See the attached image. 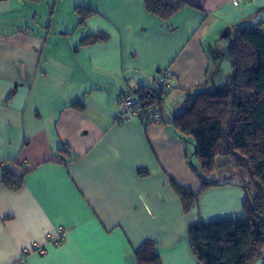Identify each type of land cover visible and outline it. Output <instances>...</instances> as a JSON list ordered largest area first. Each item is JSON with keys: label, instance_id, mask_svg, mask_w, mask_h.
I'll list each match as a JSON object with an SVG mask.
<instances>
[{"label": "crops", "instance_id": "1", "mask_svg": "<svg viewBox=\"0 0 264 264\" xmlns=\"http://www.w3.org/2000/svg\"><path fill=\"white\" fill-rule=\"evenodd\" d=\"M58 1L0 0V164L24 175L17 192L0 184V264H136L147 240L161 264H200L189 227L243 217L245 195L211 188L186 213L171 184H201L169 122L187 95L228 83L237 28L261 23L264 37V0H184L169 21L143 0H75L76 17L55 21ZM97 33L107 40L83 45ZM161 70L163 122L121 118L122 97Z\"/></svg>", "mask_w": 264, "mask_h": 264}, {"label": "trees", "instance_id": "2", "mask_svg": "<svg viewBox=\"0 0 264 264\" xmlns=\"http://www.w3.org/2000/svg\"><path fill=\"white\" fill-rule=\"evenodd\" d=\"M142 2L149 14L163 21H169L177 11L189 5L184 0ZM79 9L81 20L92 14L89 8L76 7ZM261 27V23H257L236 29L228 47L231 65L228 83L217 91L202 90L187 95L185 107L169 122L191 149L189 152L199 169L197 172L196 167H190L201 184L198 192L171 184L186 213L195 208L199 196L211 188L235 185L242 188L245 195L243 217L200 222L189 227V248L200 264H254L258 259L264 260V37ZM106 40L105 34H91L83 39V45ZM134 94L146 104L161 107L166 91L139 87ZM72 106L83 109L80 102ZM218 159L225 161L222 167L232 166V175L241 177L242 185L210 180L217 170ZM188 164L190 166V160ZM224 171L225 176L230 172ZM138 174L146 175L145 171ZM23 180L24 175H14L6 167L2 168L0 184L6 189L19 191ZM154 248V242L145 241L134 252L136 264H161Z\"/></svg>", "mask_w": 264, "mask_h": 264}, {"label": "built area", "instance_id": "3", "mask_svg": "<svg viewBox=\"0 0 264 264\" xmlns=\"http://www.w3.org/2000/svg\"><path fill=\"white\" fill-rule=\"evenodd\" d=\"M243 0H232L234 6ZM170 85V75L166 70H161L155 79V87L160 91H167ZM139 117L152 124H159L161 122V114L157 104H146L138 95L126 94L120 101V117ZM1 168H5V164H0Z\"/></svg>", "mask_w": 264, "mask_h": 264}, {"label": "rangeland", "instance_id": "4", "mask_svg": "<svg viewBox=\"0 0 264 264\" xmlns=\"http://www.w3.org/2000/svg\"><path fill=\"white\" fill-rule=\"evenodd\" d=\"M50 1L51 2L49 4H52L54 2V0H50ZM44 2H47V1H44ZM61 2L62 3L60 5V3L58 1L57 6L55 7V14L52 15V17L54 16L53 18L55 19V21L58 20V19H67V17L65 15H69L70 18L76 17V16H73L74 14H72L73 13V10H72L73 8L69 11V10H67V7L64 5V4H66V5L75 6V0H61ZM45 4H47V3H45ZM52 10L50 8H48V10L45 11L46 15L49 16V12L52 11ZM41 12L44 15V12L42 10H41ZM41 12H40V15H41ZM44 18H48V17H46L44 15ZM254 23H257V22H254ZM249 25H250L249 23H246V24H244L243 27H247V28L248 27H252V26H249ZM214 89H215V87H213V88L210 87V89L208 91H211V90H214ZM174 103H175V105L177 103V102H175L174 97H170V96L169 97H166L165 98V101L163 103V109H164V111L165 112L167 111V108L169 107V105H172V107H175L174 106ZM189 150H190V148H189ZM190 153L191 152H189V155L188 156L191 155ZM190 160H191V164H190L189 167H191V166L196 167V170L198 172V170H199L198 167H197L198 165H197V162H196V160H195V158H194L193 155H191ZM224 162L225 161H223V159H221V160L218 159L217 170L215 171V173L212 176L209 177V178H211L210 180H217V181H221V182L229 181V182H233L235 184H241L242 185V178L239 177L238 175H237V177H235V176L232 175V170H234V169L232 168L231 165L225 164V166L222 167V165L224 164ZM225 169L230 171V172H228V175L227 176L224 175V173H225L224 170ZM193 174L195 175L196 178H198L197 175L194 172H193ZM227 186L236 187L235 185H227ZM263 258H264V251H263ZM263 262H264L263 259H258L256 262H254V264H263Z\"/></svg>", "mask_w": 264, "mask_h": 264}]
</instances>
